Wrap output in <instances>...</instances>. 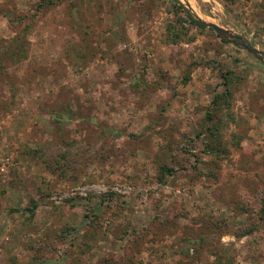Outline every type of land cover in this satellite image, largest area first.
<instances>
[{"label": "rangeland", "instance_id": "obj_1", "mask_svg": "<svg viewBox=\"0 0 264 264\" xmlns=\"http://www.w3.org/2000/svg\"><path fill=\"white\" fill-rule=\"evenodd\" d=\"M180 1L264 52V0ZM177 6L0 0V49L19 39L26 54L0 58V264H217L186 253L199 233L231 264H264V64ZM206 59L241 76L223 158L197 136L222 89Z\"/></svg>", "mask_w": 264, "mask_h": 264}, {"label": "trees", "instance_id": "obj_2", "mask_svg": "<svg viewBox=\"0 0 264 264\" xmlns=\"http://www.w3.org/2000/svg\"><path fill=\"white\" fill-rule=\"evenodd\" d=\"M42 5H43L42 2L38 3L39 7H42ZM177 8L181 9L180 6H177ZM185 17L186 20L192 25H195L200 29H205V26H201L200 24L192 20L190 15H185ZM178 25L182 26L183 20L182 23ZM167 31H168L167 32L168 37L171 36L173 38L176 37L178 38L180 35V33L174 30L171 25H168ZM21 44L22 43L19 42V39L16 40V46L13 44L12 41H9L0 49V58L2 57V59H4V57H6V59L12 60L18 57H25L26 55L25 50ZM203 63L207 66H210L212 69L215 70L218 69L220 71L222 89L214 90L213 92H211L209 109L207 110L204 116L206 129L204 130L203 137L200 138L199 136L200 134H197V136L201 140V144H202L201 151L203 153L213 156L215 158H223L227 155L226 153L228 152L229 149L223 141V136H221V130L231 121H234L232 101L234 99L235 90L238 87V83L241 79V76L238 73H236L234 69L225 66L218 60L206 59ZM4 66L5 64H3L2 60L0 59V71L4 68ZM231 137L232 140L229 143H232L233 145L238 144L239 140H241V135H239L238 133H232ZM175 148L176 147L172 146L169 149L174 150ZM197 159L199 158L197 157ZM159 170L160 172L158 174V180L165 182L166 174L167 173L169 174L173 170V168L167 162H162L161 165L159 166ZM206 175H208V173ZM33 203H35L34 200ZM260 211L262 212V217H263L264 206H262ZM154 218L155 221H158V215H156ZM166 220H167V216L165 218V221ZM220 223L221 220L212 219L210 225L213 227L215 231H217L216 230L217 227L224 228L223 230H221V232L227 231L226 225L222 224L221 226ZM252 229L253 227H248L238 232H234L233 235L236 238H240L251 232ZM212 238L211 237L209 238L207 233H199L196 235L188 236L186 238L184 237V239L187 241L186 253H188L189 249H197L199 247L204 246L205 249L210 253H212V255L215 257L217 264L233 263V259L229 260L228 259L229 256L226 254V252L220 247H217V245L215 244L214 240H212ZM118 264H122V263H118ZM126 264H129V262Z\"/></svg>", "mask_w": 264, "mask_h": 264}, {"label": "water", "instance_id": "obj_3", "mask_svg": "<svg viewBox=\"0 0 264 264\" xmlns=\"http://www.w3.org/2000/svg\"><path fill=\"white\" fill-rule=\"evenodd\" d=\"M178 4L183 7V9L190 15L191 19L200 24L201 26H205L208 28L213 29L218 36L233 45H235L238 48H241L243 50H246L250 54H252L255 58H257L259 61H261L264 64V52L261 50H258L257 48L252 47L246 40L245 37L235 34L232 30L226 29L220 25H217L213 22H208L205 20H202L198 17H193L189 11V9L183 5V3L180 0H177Z\"/></svg>", "mask_w": 264, "mask_h": 264}, {"label": "built area", "instance_id": "obj_4", "mask_svg": "<svg viewBox=\"0 0 264 264\" xmlns=\"http://www.w3.org/2000/svg\"><path fill=\"white\" fill-rule=\"evenodd\" d=\"M7 164H9V158H5L0 163V171L5 172L7 170Z\"/></svg>", "mask_w": 264, "mask_h": 264}]
</instances>
